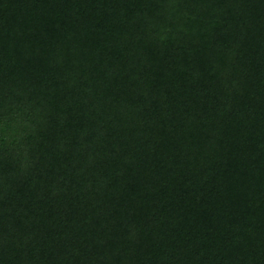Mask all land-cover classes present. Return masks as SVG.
Masks as SVG:
<instances>
[{
  "label": "trees",
  "instance_id": "obj_1",
  "mask_svg": "<svg viewBox=\"0 0 264 264\" xmlns=\"http://www.w3.org/2000/svg\"><path fill=\"white\" fill-rule=\"evenodd\" d=\"M0 264H264V0H0Z\"/></svg>",
  "mask_w": 264,
  "mask_h": 264
}]
</instances>
